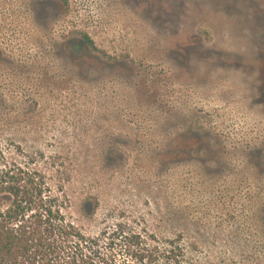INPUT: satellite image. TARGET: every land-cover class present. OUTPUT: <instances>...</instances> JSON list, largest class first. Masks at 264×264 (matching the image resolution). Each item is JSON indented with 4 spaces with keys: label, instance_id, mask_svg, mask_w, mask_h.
I'll return each mask as SVG.
<instances>
[{
    "label": "rangeland",
    "instance_id": "374dc122",
    "mask_svg": "<svg viewBox=\"0 0 264 264\" xmlns=\"http://www.w3.org/2000/svg\"><path fill=\"white\" fill-rule=\"evenodd\" d=\"M0 144L113 264H264V0H0Z\"/></svg>",
    "mask_w": 264,
    "mask_h": 264
},
{
    "label": "trees",
    "instance_id": "16d2710c",
    "mask_svg": "<svg viewBox=\"0 0 264 264\" xmlns=\"http://www.w3.org/2000/svg\"><path fill=\"white\" fill-rule=\"evenodd\" d=\"M83 37L93 45L88 35ZM66 205L42 172L9 160L0 144V264H113L115 249L109 254L89 249L78 226L67 217ZM129 237L128 249H139V235L127 233L126 240ZM177 249L170 241L165 257L177 259Z\"/></svg>",
    "mask_w": 264,
    "mask_h": 264
}]
</instances>
